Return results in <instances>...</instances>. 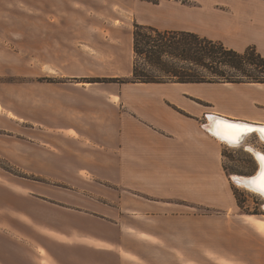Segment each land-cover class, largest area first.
Returning a JSON list of instances; mask_svg holds the SVG:
<instances>
[{
  "label": "crops",
  "instance_id": "0c3cea01",
  "mask_svg": "<svg viewBox=\"0 0 264 264\" xmlns=\"http://www.w3.org/2000/svg\"><path fill=\"white\" fill-rule=\"evenodd\" d=\"M251 6L240 15L205 0H53V69L67 79L131 77L134 55L121 48L134 52L135 23L264 57V2ZM169 84L188 95L148 91L166 84L53 86V136L32 163L53 165V188L35 191L53 202V242L71 255L52 250L47 264H264V213L241 211L225 144L209 130L210 116L264 122V84ZM195 85L246 94H199ZM0 112L9 126L0 156L23 166V118Z\"/></svg>",
  "mask_w": 264,
  "mask_h": 264
},
{
  "label": "rangeland",
  "instance_id": "374dc122",
  "mask_svg": "<svg viewBox=\"0 0 264 264\" xmlns=\"http://www.w3.org/2000/svg\"><path fill=\"white\" fill-rule=\"evenodd\" d=\"M254 1L205 0L210 6L214 3L228 5L225 9L236 11L240 15L248 10L247 15L250 14L253 10L251 3ZM83 2L86 4V0ZM75 7L77 12H88L82 6ZM225 13L227 12L216 11L213 7L210 9L212 15ZM50 15H53V0H0V111L7 108L14 116L23 118L21 124L26 131L27 155L23 166H16L0 156V264L53 263L52 250L62 258L71 255L53 242V202L40 197L35 191L40 187L53 188L50 180L53 165L33 164L32 162L39 160L32 158L35 156L39 159L43 156L39 144L45 142L46 136H53V86L63 82L97 84L90 81L108 78L67 79L62 78L60 70L53 69V21L50 20ZM212 32L218 33V30ZM121 49L124 56L134 55L132 48L124 42ZM195 87L194 90L205 95L246 94L243 89L216 91L206 85ZM188 89L186 85L175 87L168 83L148 91L155 95H188L185 92ZM236 109L250 111L249 107L242 105ZM2 121L0 118V139L5 133L3 128L9 127ZM247 143L264 152V144L257 136L249 138ZM224 156V168L233 181L241 211L264 213L262 197L239 186L234 179V176H252L256 173L257 164L253 154L244 146L234 148L225 144ZM40 248L45 255L41 254Z\"/></svg>",
  "mask_w": 264,
  "mask_h": 264
},
{
  "label": "trees",
  "instance_id": "16d2710c",
  "mask_svg": "<svg viewBox=\"0 0 264 264\" xmlns=\"http://www.w3.org/2000/svg\"><path fill=\"white\" fill-rule=\"evenodd\" d=\"M133 51L135 60L130 79L104 78L90 82L264 84V57L255 47L238 52L196 33L160 31L135 23Z\"/></svg>",
  "mask_w": 264,
  "mask_h": 264
},
{
  "label": "snow or ice",
  "instance_id": "6c2138e0",
  "mask_svg": "<svg viewBox=\"0 0 264 264\" xmlns=\"http://www.w3.org/2000/svg\"><path fill=\"white\" fill-rule=\"evenodd\" d=\"M252 133H258L261 139H264V128H252L246 125L226 123L221 121L217 125V135L229 144L239 146L244 137ZM260 165L259 175L250 181L253 190L264 195V154L258 155Z\"/></svg>",
  "mask_w": 264,
  "mask_h": 264
},
{
  "label": "bare ground",
  "instance_id": "6f19581e",
  "mask_svg": "<svg viewBox=\"0 0 264 264\" xmlns=\"http://www.w3.org/2000/svg\"><path fill=\"white\" fill-rule=\"evenodd\" d=\"M209 121H210L209 130H210L212 136H215L219 141H221V142H223V143H225L231 147H234V148H239L241 146H244V147H246V149L248 148V150L251 154H253L254 159L256 161V164H257L256 173L252 176H234V179L239 186L246 188L247 190L251 191L252 193L262 197V199L264 200V195H261L258 191L253 190V186L250 184V181L259 175L260 165H259V161H258L257 157H258V155L264 154V152L262 150L256 148V147H254L253 145H250L247 143L249 138H251L252 136H257L263 144H264V139H261L258 133H252V134H249L248 136L244 137L239 146H235V145L227 143L226 141L222 140L217 135H215V133L217 131V125L221 121L226 122V123L246 125V126H249L252 128H264V123L257 122V121L249 122V121L231 120V119L219 118V117H215V116H210Z\"/></svg>",
  "mask_w": 264,
  "mask_h": 264
}]
</instances>
